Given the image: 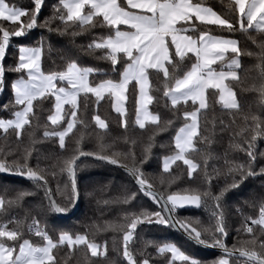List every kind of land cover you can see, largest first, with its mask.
<instances>
[{
    "label": "snow or ice",
    "instance_id": "6c2138e0",
    "mask_svg": "<svg viewBox=\"0 0 264 264\" xmlns=\"http://www.w3.org/2000/svg\"><path fill=\"white\" fill-rule=\"evenodd\" d=\"M126 2L128 9L139 11L127 10L118 3V0H60L59 5L53 7L52 15L42 23H38L44 0H32L31 9H21L9 5L7 0H0V21H7L12 25L5 27L0 24V91L5 88L7 72L21 74L11 83V88L14 92V105L22 106L13 112V119H0V129L5 133H8L10 129L13 130L19 140L22 130L30 124V117L36 114L34 110H38L45 101L54 97V112L48 115L47 120L51 125L57 126L64 119V115H70L71 119L66 122L63 130L48 131L46 129L43 135L45 138L58 136L59 147L63 150L65 138L73 132L76 123H83L82 120H77V110L81 107L87 108L88 94L96 98L97 104L107 94L112 100V107L120 116V126L125 129L128 121L124 104L129 95H134L136 96L135 124L140 129H144L146 123L154 125V136L156 132L166 130L172 123L171 120L162 123L159 114H151L147 107L153 101V96L149 95V77L154 71L159 79L162 73L163 96L171 102L169 110L175 115L179 111L178 105H187L189 101L192 104L191 110H183L184 124L175 136L176 151L163 158L162 173L170 174L172 165L182 161L183 165L187 166L189 180H192L196 174L207 187L203 190L200 187L185 188L168 194L166 198L162 193L154 190L153 185L141 171V165L146 162L150 153L152 137H149L148 146L145 147L144 154L139 160L131 148L126 152H115L108 150L110 146L99 143L94 150L83 151L77 141L76 148L71 153L58 158L53 165L59 170L58 173H52L57 180L55 189L50 186L44 171L39 170L38 167L33 169L28 166L27 160L30 153L27 150L20 159L13 158L11 162H8L3 150L0 149V173L13 172L16 175L26 176L34 182L36 188L43 191L44 199L47 201L45 210L64 214L75 206L79 197L76 172L79 168L77 161L81 157H92L97 161L117 165L124 168L135 179L138 192L148 197L155 205L154 210L143 209L126 214L123 217V223L109 222L103 228H98L102 231L123 233L122 255L127 264H152L144 250L134 254L130 248L140 225L163 226L182 233L187 241L197 246L220 249L223 255L208 264H264V203H261L259 207L257 218H246V221L250 220V224L245 222L236 230L237 233L241 231L247 233L249 238L238 239L231 247L225 243L228 230L220 203L225 192L239 187L247 177L264 175V167H260L257 173L253 166V162L257 159L254 151L255 141L258 137L264 138V119L255 115L242 117L246 124L236 133L240 141L233 143L231 147L246 153L249 160L229 168V174L232 175L231 183H226L218 194H214L211 190V176L207 169L205 168L202 173L198 172L201 165L191 156L192 153L202 151L197 145L210 143L209 136L202 134L201 130V117H203L204 131H207L206 111L209 108L207 96L209 89L214 90L212 95L218 93V103L224 109L238 110L240 108L234 85L226 81L239 82L240 80L236 69L240 68L241 49L236 40L212 35L206 29L201 30L198 37L185 34L189 29L195 31L196 24L193 18L199 24L216 25L221 31L229 33L237 30L247 33L249 29H255L257 33L264 34V0H229L226 16L218 14L210 6H203V0H196V2L193 0H126ZM223 2L224 0H221V3ZM56 21L63 22V25L53 28L52 25ZM73 25L79 28V32H71L73 37L97 26L115 29L114 36L102 37L99 42L94 40L88 45V49L89 54L96 49L105 50L98 59L109 61L114 72L117 71L116 65L123 60L126 66L120 73L119 80L107 79L98 84H92L89 76L99 70L80 67L75 60L68 62L63 70H50L46 74L41 68L43 38H41L40 46H20L16 65L5 67L6 52L13 37H23L35 28L56 31L64 35ZM120 25H126L129 30L121 31ZM249 39L252 37L250 36ZM172 48L174 52L170 53ZM228 53L233 54L225 65L228 70L216 71L212 66L218 61L224 62ZM189 54L195 57L191 68L182 76H176L175 69L185 58L191 59ZM262 56H264V50H262ZM166 64L172 65L173 74L170 75ZM133 81L135 85L132 92H129L128 86ZM65 82L67 87L64 86ZM258 90L264 97V69L261 70V83ZM82 94L83 101L80 100ZM65 105L70 106L69 113H65ZM164 107L169 108V105L165 103ZM93 119L99 129L107 128L105 119H102L100 115H95ZM249 119L251 126L247 125ZM259 155L264 158V152H260ZM128 160L132 162L131 167L122 162ZM60 176H65L66 179L61 180ZM163 182L161 179V183ZM32 194L19 191L7 200L0 197V210H6V205L8 208L18 206L26 196ZM135 195V193L131 196L126 195L118 202L127 204ZM58 196L62 198V202L57 201ZM209 200L212 202L211 205ZM202 206L210 213L211 223L208 225L202 223L199 218L193 219L177 214L178 209ZM9 223L14 227L10 229ZM21 225L22 222L19 220L0 223V264H55L53 249L57 248L58 244L65 243L69 247L86 245L93 257L106 254V248L101 251L100 246L91 242L87 235H76L73 238L72 235L62 233L58 242H54L43 228L39 227V221L35 218L28 226V230L35 236L41 237L43 245H34L29 239H23V242L18 245L17 252L16 242L21 237ZM253 225L259 228L256 229ZM151 243L146 242L145 248ZM155 247L160 257L170 253V259L166 261V264H176L177 261L180 264H204L186 255L173 243H164L162 246ZM236 253H238L236 259L230 261ZM137 255L140 259H137Z\"/></svg>",
    "mask_w": 264,
    "mask_h": 264
},
{
    "label": "trees",
    "instance_id": "16d2710c",
    "mask_svg": "<svg viewBox=\"0 0 264 264\" xmlns=\"http://www.w3.org/2000/svg\"><path fill=\"white\" fill-rule=\"evenodd\" d=\"M193 2H196V0ZM228 2L229 0H224L223 3H221V0H203V6H210L218 14L226 16L228 15ZM7 3L21 9H31L33 7L32 0H7ZM59 3L60 0H44L38 16V23H42L50 17L53 13V7L59 5ZM118 3L128 9L124 0H118ZM193 22L196 24V29L195 31L189 29L187 35L198 37L199 32L206 29L212 35L236 40L241 49L240 68L236 69L240 80L239 82L227 81V83L234 85L240 108L238 110L224 109L218 103V93L212 95L214 90H208L207 131H204L203 117H201V130L202 134L209 136L210 143L197 145L202 151L191 154L195 162L201 165L198 172L202 173L205 168L207 169L211 176V190L214 194H218L226 183H231L232 175L229 174V168L246 163L249 160L246 153L236 151L231 147L233 143L240 141V137L236 133L246 124L242 117L244 115L249 117L255 115L264 119V97L261 96L258 90L261 83V70L264 69V56H262L264 34L257 33L255 29H249L247 33L239 30L229 33L221 31L216 25L199 24L194 18ZM0 24L5 27L12 26L7 21H0ZM58 25L62 26L63 22L56 21L52 27L56 28ZM236 27L238 29L239 26ZM119 29L125 28L119 27ZM72 31L79 32V28L73 25L64 35H60L56 31L35 28L23 37H13L6 52L5 67L16 65L20 46H40L41 38H43L44 51L41 68L46 74L50 70H63L68 62L75 60L80 67H91L99 70L90 74L89 81L92 84H98L100 81L107 79L119 80L120 73L126 66L124 61L121 60L116 65L117 71L114 72L109 61L98 59L99 56L104 54L105 50L96 49L89 54L88 49V45L92 44L94 40L99 42L102 37L114 36L115 29L108 26H97L75 37L71 35ZM250 36L252 39H249ZM171 52H174V48L170 49ZM247 53L252 54L248 55ZM189 56L191 59L185 58L175 69L176 76H182L191 68L195 57L191 54ZM232 56L233 54L229 53L224 62H218L212 67L216 71H227L225 65ZM175 59L178 60V58ZM166 67L169 68L170 75L173 74L172 65L166 64ZM19 75L21 74L15 72L6 73L5 88L0 92V119L13 118V112L21 108V106L14 105V93L11 88V83ZM24 75L26 77V74ZM162 80V73L158 79L154 71L149 77V95L153 96V101L149 104V110L152 114H159L162 123L167 120H171L172 123L166 130L156 132L154 136V125L148 124L144 129H140L135 124L136 96L129 95L125 102L126 119L128 121V126L125 129L120 126V116L112 107V100L108 95H105V98L97 104L96 98L92 94H88L87 108L81 107L77 110V120H82L83 123H76L73 132L66 137L65 149L62 150L59 147L58 136L45 138L43 135L46 129L48 131L63 130L70 116L65 115V121L57 126L51 125L50 121L47 120L48 115L54 111V97H51L38 110H34L36 114L30 117V124L22 130L19 140H17L13 130L10 129L8 133L0 130V149L3 150L8 162H11L13 158L20 159L27 150L30 153L27 160L28 166L33 169L38 167L39 170L44 171L50 186L55 189L57 180L52 173H58L59 170L54 168L53 165L56 164L58 158L71 153L76 148L77 141H79V147L83 151L94 150L99 143L110 146L108 150L115 152H126L131 148L139 160L144 154L145 147L148 146L149 137H152L150 153L146 162L141 165V171L149 183L153 185V189L162 193L165 198L168 194L179 192L185 188L200 187L203 190L207 185L203 184L196 174H194L192 180H189L187 166L183 165V162H177L173 165L170 174L162 173L163 158L176 151L175 136L184 124L183 110L192 109L191 101H189L187 105H178L177 109L179 111L174 115L169 110L171 107L170 100L163 96ZM134 85L135 81L129 84V92H132ZM80 100L83 101V94ZM165 103L169 105V108L164 107ZM69 112L70 109L67 108L66 113ZM95 115H100L102 119H105L108 125L106 129H99L95 125L93 119ZM247 125L251 126L250 119L247 121ZM255 145L254 151L257 159L253 162V166L254 170L259 173L260 167H264V158L259 155L260 152H264V138L258 137ZM7 153H12V155H7ZM122 162L127 163L129 167L132 166L130 160ZM78 165L76 181L80 195V205L74 215L65 219L59 218L56 213L45 210L47 201L44 199V193L41 189L36 188L33 181L15 179L0 173V197L7 200L19 191L33 193L26 196L18 206L8 208L6 205V210H0V223H7L10 220L22 222L21 237L16 242L17 252L18 245L23 242V239H29L34 245H43L42 238L35 236L33 232L28 230V226L35 218L39 221V227L43 228L54 242H58L62 233L72 235L73 238L76 235H87L91 242L100 246L101 251L106 248L104 256L93 257L86 245L69 247L67 243L58 244V247L53 249L55 264H127L122 255L123 233L102 231L98 228H103L109 222L123 223V217L126 214L139 212L143 209L154 210L155 205L148 197L138 192V187L121 170L92 160H84ZM173 178L175 179L173 180ZM60 179L63 180L66 177L60 176ZM161 179H163V183H161ZM170 181L173 182L170 183ZM133 193L136 195L129 203L118 202L124 196H131ZM57 201L62 202V198L58 196ZM105 201H108V203H104ZM211 203L209 200L210 205ZM220 203L228 230L225 243L231 247L238 239L249 238L247 233L243 231L237 233L236 230L241 228L245 222L250 224V220L246 221V218L258 217L259 207L261 203H264V175L257 174L247 177L239 187L225 192ZM73 208L74 206L64 214H70ZM177 214L193 219L199 218L205 225L211 223L210 213L203 206L201 208L186 207L178 209ZM8 227L11 229L14 225L9 223ZM253 227L259 228L255 225ZM146 242L152 243L145 248ZM164 243L175 244L186 255L202 261L204 264H208V262L222 256L195 247L172 229L154 225L138 226L134 243L130 245V248L134 251V254L144 250L150 257L152 264H166V261L170 259V253L160 257L155 247L156 245L162 246ZM137 259H140L139 255H137ZM234 259L236 258L232 257L230 261ZM176 264H180V262L177 261Z\"/></svg>",
    "mask_w": 264,
    "mask_h": 264
},
{
    "label": "water",
    "instance_id": "95a60500",
    "mask_svg": "<svg viewBox=\"0 0 264 264\" xmlns=\"http://www.w3.org/2000/svg\"><path fill=\"white\" fill-rule=\"evenodd\" d=\"M84 160L97 161V160L93 159L92 157H81V158L77 161V164H79L80 162H82V161H84ZM97 162H101V161H97ZM102 163H105V162H102ZM105 164H107V163H105ZM108 165H110V164H108ZM110 166L115 167V168L121 170L124 174H126V175H127L132 181H133L134 185H135L136 187H138V185L136 184L135 179H134L131 175H129V174L124 170V168L119 167V166H117V165H110ZM3 174L6 175V176H8V177H11V178L20 179V180H25V181H31V180H29L26 176L16 175V174H13V173H10V172H3ZM76 184H77V181H76ZM77 188H78V186H77ZM154 190H155V189H154ZM78 192H79V191H78ZM79 205H80V195H79V197H78V200H77L76 203H75V206H74V208H73V211H72L70 214H58V213H56V214H57V216H58L59 218H61V219L68 218V217H70V216H72V215H74V214L76 213V211H77L78 208H79ZM175 232H176V231H175ZM176 233L179 234L180 236H182L184 239H186L185 236H184L182 233H179V232H176ZM186 240H187V239H186ZM188 242H189V241H188ZM189 243H191V242H189ZM191 244L194 245V246L197 247V248H200V249L204 250V251L212 252V253H216V254H221V255H223L222 251H221L220 249H218V248H206V247H203V246H197V245H195V244H193V243H191ZM237 256H238V253H236L235 256H234L233 258H236ZM240 259L243 260L244 258H240Z\"/></svg>",
    "mask_w": 264,
    "mask_h": 264
},
{
    "label": "rangeland",
    "instance_id": "374dc122",
    "mask_svg": "<svg viewBox=\"0 0 264 264\" xmlns=\"http://www.w3.org/2000/svg\"><path fill=\"white\" fill-rule=\"evenodd\" d=\"M85 11H87V10L85 9ZM25 78H27V77H25ZM226 83H227V81H226ZM64 86L67 87L66 82H65ZM209 90H210V89H209ZM0 92H1V91H0ZM13 93H14V92H13ZM124 106H125V104H124ZM21 107H22V106H21ZM147 107H148V111L150 112V110H149V105H148ZM67 108L70 109V106H69V105H65V106H64L65 113H66ZM53 112H54V111H53ZM150 113H151V112H150ZM151 114H152V113H151ZM62 115H64V114L62 113ZM13 118H14V116H13ZM13 118H11V119H13ZM69 119H71V116L68 117V120H69ZM68 120H67V121H68ZM64 121H65V115H64V119L61 121V123H63ZM67 121H66V122H67ZM61 123H60V124H61ZM148 124H150V123H146V126H147ZM65 127H66V124H65ZM0 130H2V129H0ZM2 131H3V130H2ZM65 139H66V138H65ZM178 162H182V161H178ZM172 166H173V165H172Z\"/></svg>",
    "mask_w": 264,
    "mask_h": 264
},
{
    "label": "crops",
    "instance_id": "0c3cea01",
    "mask_svg": "<svg viewBox=\"0 0 264 264\" xmlns=\"http://www.w3.org/2000/svg\"><path fill=\"white\" fill-rule=\"evenodd\" d=\"M125 1V3H126V5H127V2H126V0H124ZM194 1V0H193ZM128 7V6H127ZM127 10H130V11H139V10H137V9H127ZM119 27H123V28H125V29H120L121 31H127V30H129L128 29V27L126 26V25H120ZM186 34V33H185ZM239 46V45H238ZM229 54V53H228ZM227 54V55H228ZM227 57V56H226ZM218 62H220V61H218ZM217 62V63H218ZM107 95V94H106Z\"/></svg>",
    "mask_w": 264,
    "mask_h": 264
}]
</instances>
